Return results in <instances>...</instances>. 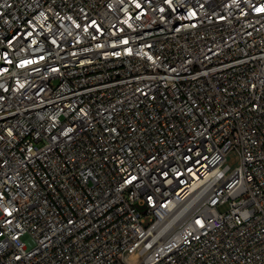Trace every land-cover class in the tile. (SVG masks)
<instances>
[{"label": "built area", "instance_id": "obj_1", "mask_svg": "<svg viewBox=\"0 0 264 264\" xmlns=\"http://www.w3.org/2000/svg\"><path fill=\"white\" fill-rule=\"evenodd\" d=\"M0 264H264V0H0Z\"/></svg>", "mask_w": 264, "mask_h": 264}, {"label": "rangeland", "instance_id": "obj_2", "mask_svg": "<svg viewBox=\"0 0 264 264\" xmlns=\"http://www.w3.org/2000/svg\"><path fill=\"white\" fill-rule=\"evenodd\" d=\"M234 157V154H232L231 156H230V158L232 159Z\"/></svg>", "mask_w": 264, "mask_h": 264}]
</instances>
